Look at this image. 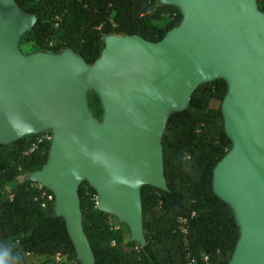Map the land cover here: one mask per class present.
<instances>
[{
	"label": "water",
	"instance_id": "95a60500",
	"mask_svg": "<svg viewBox=\"0 0 264 264\" xmlns=\"http://www.w3.org/2000/svg\"><path fill=\"white\" fill-rule=\"evenodd\" d=\"M181 22L158 43L103 39L101 57L23 55L19 41L36 23L14 0H0V144L49 132L46 164L29 181L53 196L76 261L95 264L77 195L86 181L97 209L144 247L143 186L167 191L161 138L169 116L195 89L223 80L220 104L231 151L213 170V193L233 214L240 237L228 264H264V14L256 0H158ZM103 111L93 117L88 94Z\"/></svg>",
	"mask_w": 264,
	"mask_h": 264
},
{
	"label": "trees",
	"instance_id": "16d2710c",
	"mask_svg": "<svg viewBox=\"0 0 264 264\" xmlns=\"http://www.w3.org/2000/svg\"><path fill=\"white\" fill-rule=\"evenodd\" d=\"M14 1L36 19L19 41L23 55L70 50L88 65L101 57L107 36H137L158 43L181 22L177 9L158 0ZM256 6L264 14V0H256ZM164 18L168 21L164 26L155 25ZM226 92L223 80L202 84L184 111L169 116L161 138L167 191L151 186L140 191L144 247L124 243L121 225L97 209L95 191L86 181L79 185L82 229L95 264H188L187 254L197 264H203L202 257L207 264L229 263L240 233L231 208L213 193L212 176L231 142L220 108L210 107L211 101L221 103ZM87 100L93 117L100 120L103 111L98 96L89 93ZM41 136L0 144L3 264H72L76 258L63 219L51 217V193L28 179L48 159L51 142H39ZM179 219L187 222V245L178 230Z\"/></svg>",
	"mask_w": 264,
	"mask_h": 264
},
{
	"label": "built area",
	"instance_id": "2783aa9c",
	"mask_svg": "<svg viewBox=\"0 0 264 264\" xmlns=\"http://www.w3.org/2000/svg\"><path fill=\"white\" fill-rule=\"evenodd\" d=\"M173 17H175V14H173ZM42 140H47V141L51 142V140H52L51 133H49V132L43 133V136H41V138L39 139V142H41ZM50 199L51 198H49V200ZM96 206H97V202H96ZM178 224H179L178 230L182 235V240L184 241V245H187V243H186V236H187V231H188L187 222L185 219H179ZM186 259H187L188 264H197L196 260L190 254H187ZM57 260L60 261L62 259L60 257H58ZM202 262H203V264H207V258L202 257Z\"/></svg>",
	"mask_w": 264,
	"mask_h": 264
},
{
	"label": "rangeland",
	"instance_id": "374dc122",
	"mask_svg": "<svg viewBox=\"0 0 264 264\" xmlns=\"http://www.w3.org/2000/svg\"><path fill=\"white\" fill-rule=\"evenodd\" d=\"M167 22H168L167 19L164 18L163 20H161V21H159V22H156L155 25L158 26V27H162V26H164ZM220 104H221V103H219L218 101L216 102V104L214 103V104H213L214 109H218V108H220ZM231 149H232V148H231V146H230V148L228 149L227 152H230ZM19 180L21 181L22 179L20 178ZM114 219H115V223H118V224L121 225V229H122V231H123V233H124V236H123V241H124V243L129 242V241H130V236H131L129 230L127 229V227H126L124 224L119 223V221H118L115 217H114ZM62 261H63V260H60L59 262H62ZM67 264H70V263H67ZM72 264H80V262L75 260Z\"/></svg>",
	"mask_w": 264,
	"mask_h": 264
},
{
	"label": "crops",
	"instance_id": "0c3cea01",
	"mask_svg": "<svg viewBox=\"0 0 264 264\" xmlns=\"http://www.w3.org/2000/svg\"><path fill=\"white\" fill-rule=\"evenodd\" d=\"M214 103L216 104V101H211V102H210V107H211V108H214V107H213V104H214Z\"/></svg>",
	"mask_w": 264,
	"mask_h": 264
},
{
	"label": "clouds",
	"instance_id": "9594fccd",
	"mask_svg": "<svg viewBox=\"0 0 264 264\" xmlns=\"http://www.w3.org/2000/svg\"><path fill=\"white\" fill-rule=\"evenodd\" d=\"M0 264H3V261H0Z\"/></svg>",
	"mask_w": 264,
	"mask_h": 264
}]
</instances>
